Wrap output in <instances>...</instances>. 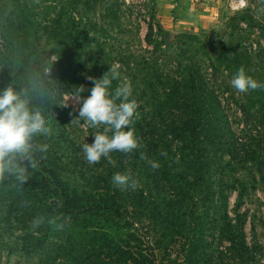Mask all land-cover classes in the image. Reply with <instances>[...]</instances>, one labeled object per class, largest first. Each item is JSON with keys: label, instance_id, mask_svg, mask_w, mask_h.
<instances>
[{"label": "rangeland", "instance_id": "rangeland-1", "mask_svg": "<svg viewBox=\"0 0 264 264\" xmlns=\"http://www.w3.org/2000/svg\"><path fill=\"white\" fill-rule=\"evenodd\" d=\"M118 2L122 4L118 20L107 18L106 21L103 16V21L99 23L100 27L107 29V37H102L101 43L106 39V44L101 46L104 47L103 53L99 47L96 52L100 54L102 62L100 74L103 75L109 66H118L120 77L112 81L114 86L111 85V90L124 81L132 87V99L136 100L138 108L131 128L138 140V147L130 153L113 151L110 161L101 158L98 163L88 164L80 145L90 143L92 135L102 131L103 126L96 128L73 119L79 104L70 98L73 94L69 88L70 80L64 82L47 69L40 75L26 72L16 79H9L17 81L19 86L16 89L24 91L31 105L40 108L46 115L51 131L49 135L39 137L38 141L47 142L50 147L42 160L56 168L78 191L97 192L106 188L112 184L111 176L116 172L128 174L135 180L134 188L120 187L121 197L128 207L127 216L135 219L138 232L146 236L148 244L156 249V264H235L233 255L225 250L227 244L218 241L221 227L217 208L212 201L206 200L201 185H196L192 180L188 166L190 153L184 145L178 148L181 141L170 131L171 127H179L186 120L176 109L180 107L179 100H189V96L182 92L190 77L189 72L194 73L188 72L186 65L188 56H192L196 74L204 80L207 91L206 95L200 92L198 101L204 98V105L219 107L220 122L222 125L226 122L230 124L238 138L222 129L217 139V149L206 156L212 168L213 189L217 191L225 182L228 217L233 222H241L253 254L251 263L264 264V152L260 163L250 169L234 165L230 155H226L232 146L239 148L237 143L242 138L243 124L237 103L244 99L246 93L235 90L230 81L240 68L247 75L252 72L264 75V0H245V6L237 12L228 9V0ZM55 3L56 0H43L36 14L41 13L42 18L48 16L53 12L51 9L56 8ZM2 5L0 1V35L10 40L13 6L8 4L4 8ZM103 9L104 5L96 4L86 15L99 20ZM239 15L248 16L244 20L250 27L241 17H236ZM233 17H236L234 21ZM237 23L239 27L234 32L232 44L237 51L248 52L250 59L246 60L237 52V56L230 53L237 63H233L230 71L221 68L214 72L207 66L206 57L215 59L220 51L225 53V50H230L225 45L229 43L232 26ZM148 25H152L154 34L157 28L161 29L162 35H156L155 39L175 45L168 50L169 53L164 56L161 52L152 54V46H148L144 40ZM26 32L25 41L21 38L20 42H13L6 55L2 54L0 48V69H10L17 61L31 58L28 53L31 30ZM183 34L195 35L196 39L179 38ZM0 44L3 45V42L0 41ZM43 46V43L39 46L38 55L41 62L47 64L53 57L49 58V51ZM161 48L164 50V45ZM170 55V61H164V58L169 60ZM154 59H157L156 66L161 70H158L157 77L147 69ZM167 77L180 80L177 100L173 104L168 103L169 96L163 91V82ZM64 104L67 106H61ZM261 121L263 127L250 128V142L257 147L264 144V118ZM243 136L249 137L248 134ZM149 161H156L160 166L154 169ZM18 184L14 177L0 174V264H83L82 258L77 256L84 243L82 233L58 217L49 216L44 201L36 202L30 198V194L22 193L20 198L16 197ZM239 192H243L241 198L238 197ZM34 203L36 209L33 213ZM193 206L197 212L191 214ZM204 210L213 223L207 239L206 256L209 263H205L206 259L201 256L192 254L186 228L181 227L183 233L185 229L186 239L175 235L179 223L183 220H190L194 224L200 222V214ZM34 217H43V223L36 228L31 225ZM171 220L173 226L170 231L165 227H169ZM96 264L101 263L98 261Z\"/></svg>", "mask_w": 264, "mask_h": 264}, {"label": "trees", "instance_id": "trees-1", "mask_svg": "<svg viewBox=\"0 0 264 264\" xmlns=\"http://www.w3.org/2000/svg\"><path fill=\"white\" fill-rule=\"evenodd\" d=\"M0 1L4 4L2 5L4 8L5 5L11 4L14 15L9 29L10 40L6 38L7 36L0 35V41L3 42V45L0 44L2 54H7V49L12 46L13 42H20L21 38L25 41L26 30H31V42L28 45V53H30L31 58L17 61L14 67L11 65L12 70L11 68L0 69V88L11 84L16 89L19 84L17 81L9 80L11 77L16 79L18 75H24L26 72L40 75L48 69L51 70V74L57 75L64 82L69 79V88L72 93L82 85L85 91L81 92L80 96H87V90L92 87L91 81L87 83V77L97 76L95 78H99L102 76L100 74L102 62L96 48H101L104 43L106 44V39H103L104 43L101 41L102 37H107V29L100 27L99 23L103 21V16L106 21L107 18L117 21L122 4L120 5L118 0H56V8L51 9L53 12L42 18L41 13L36 14V9L40 7L39 5L43 0ZM96 4L104 5L103 15L100 16L99 20L97 18L91 19L86 15ZM52 13L54 14L52 15ZM243 15L236 17H241L243 20L248 17H243ZM236 17H233L232 21ZM244 22L246 21L244 20ZM246 24L250 27L247 22ZM238 27L239 23L232 26V31L229 33V43L225 45V48L230 49L229 51L225 50V53L220 51L215 59L206 57L208 59L207 66L212 71L217 72L221 68V70L230 71L233 63H237L236 59H232L230 53H233L234 56L243 55L246 60L250 59L248 52L237 51L236 46L232 44V37ZM156 35H162L161 29L157 28L154 34L152 25H148L144 40L148 46H152V54L161 52L164 56L175 45L173 43L164 44L161 39H155ZM181 37L196 39V36L192 34H183L179 36V38ZM42 43L44 44L43 48L49 51V58L53 57L47 64L41 62V57L38 55L39 46ZM162 45L166 50H162ZM101 50L103 53L104 47ZM170 59L171 55L169 60L164 58V61H170ZM192 59V56H188L186 65L187 71L194 73L189 72L190 77L182 92L183 95L189 96V100H182V102L179 100L180 107L176 109V112H179L186 120L179 127H171L170 131L174 132L175 137L181 141L178 148L184 145L190 153L188 166L192 180L196 185H201L206 200L212 201L217 208L218 224L221 227L218 241L227 244L225 250L233 255L235 264H250L253 254L247 243L243 226L240 221H231L227 214L226 184L224 185L225 182L222 183L217 191L213 189L212 168L209 160L206 159L211 150L217 149V139L222 129L226 130L230 136L234 138L236 136L235 139L238 140V138L232 131L230 124L228 125L226 122L222 125L220 122L221 111L219 107L212 108L210 104L204 105V98L198 101L200 92L207 94L205 91L206 84L196 74ZM152 62L147 69L153 73L154 77H157L158 70H161L156 66L157 59L152 60ZM259 73L261 72L248 74L259 83L264 84V75ZM179 81L177 78L167 77L163 82V91L169 96L167 100L170 104L177 100ZM111 85L110 93L115 89L113 87L111 90ZM132 97L133 94L130 99ZM237 105L243 124L240 134L242 138L240 143H237L239 148L235 149L232 146L226 155H230L234 165L250 169L251 166L254 167L260 163L262 152H264V144L257 147L250 142L252 131L250 128L252 126L254 129L263 127L261 119L264 118V87L248 90L244 99ZM243 134H248L249 139ZM16 188L18 189V191L15 190L16 197L20 198L22 193L30 194V198L36 202L44 201L49 216L58 217L63 223L67 222L70 227L82 233L84 243L81 244L77 256L82 258L83 264H96L98 261L101 264H156V260H158L156 249L153 245L148 244L146 236L138 232L135 219L127 216L128 207L123 203L120 187L110 184L97 192L78 191L75 187L70 186L56 168L48 166L44 160H40L38 167L29 169L26 181L23 184H18ZM242 194L243 192H239L238 197L241 198ZM34 205L35 203L32 205L33 213L36 209ZM195 210L193 206L191 214L197 212ZM200 219L202 220L195 224L190 220H183L184 222L178 224L175 235L182 236L184 239L189 237L188 244L192 254L201 256L206 259L205 263H209L210 260L206 256L207 239L211 234L213 223L205 210L200 214ZM168 223L169 227L167 226L165 229L169 228L171 231L173 220ZM181 227L188 231L186 238L185 229L183 233ZM161 235L165 234L162 233Z\"/></svg>", "mask_w": 264, "mask_h": 264}, {"label": "clouds", "instance_id": "clouds-1", "mask_svg": "<svg viewBox=\"0 0 264 264\" xmlns=\"http://www.w3.org/2000/svg\"><path fill=\"white\" fill-rule=\"evenodd\" d=\"M119 77L118 66H109L101 77H87L92 82L87 96H80L85 91L81 85L70 97L79 104L73 119L96 128L103 126L102 131L92 135L90 143L80 145L83 157L90 165L98 163L101 158L110 161L113 151L130 153L138 147V140L131 128L138 104L135 99H130V83L124 81L109 92L112 81ZM230 84L241 93L264 87V84L247 75L243 68L235 72ZM50 131L46 115L40 108L31 105L24 91L15 89L11 84L0 88V174L12 176L23 184L28 170L38 167L50 147L47 142L38 141V138L49 135ZM149 164L154 169L160 166L156 161H149ZM111 182L117 187L134 188L136 185L128 174L120 172L111 176ZM41 223L43 217H34L31 221L33 228Z\"/></svg>", "mask_w": 264, "mask_h": 264}, {"label": "built area", "instance_id": "built-area-1", "mask_svg": "<svg viewBox=\"0 0 264 264\" xmlns=\"http://www.w3.org/2000/svg\"><path fill=\"white\" fill-rule=\"evenodd\" d=\"M228 9L232 12H237L245 6V0H228Z\"/></svg>", "mask_w": 264, "mask_h": 264}]
</instances>
